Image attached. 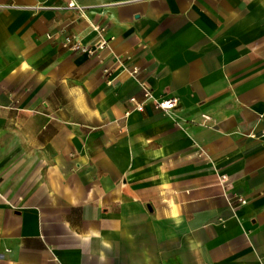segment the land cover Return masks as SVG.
I'll list each match as a JSON object with an SVG mask.
<instances>
[{"label": "crops", "instance_id": "1", "mask_svg": "<svg viewBox=\"0 0 264 264\" xmlns=\"http://www.w3.org/2000/svg\"><path fill=\"white\" fill-rule=\"evenodd\" d=\"M0 264H264V0H0Z\"/></svg>", "mask_w": 264, "mask_h": 264}, {"label": "built area", "instance_id": "2", "mask_svg": "<svg viewBox=\"0 0 264 264\" xmlns=\"http://www.w3.org/2000/svg\"><path fill=\"white\" fill-rule=\"evenodd\" d=\"M70 8H76L77 6L74 3H70L69 4ZM144 101L142 103H137L136 105V109L138 111H144L145 109V105L149 102L152 104V106L156 109V110H160L164 113H170L171 111H173L177 105H178V100L175 97H170V98H157L154 96V94L146 89H144ZM133 102H136L135 99H132ZM225 179H222L221 184H224ZM222 184V185H223ZM240 202V203H244L243 199L241 197H237L234 201H231V203L233 202Z\"/></svg>", "mask_w": 264, "mask_h": 264}]
</instances>
